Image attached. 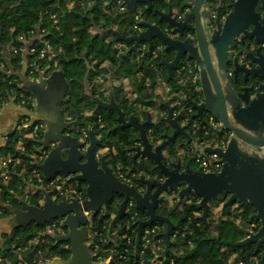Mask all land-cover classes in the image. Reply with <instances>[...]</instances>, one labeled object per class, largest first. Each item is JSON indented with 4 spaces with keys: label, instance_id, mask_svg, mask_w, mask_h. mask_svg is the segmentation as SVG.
Wrapping results in <instances>:
<instances>
[{
    "label": "water",
    "instance_id": "obj_1",
    "mask_svg": "<svg viewBox=\"0 0 264 264\" xmlns=\"http://www.w3.org/2000/svg\"><path fill=\"white\" fill-rule=\"evenodd\" d=\"M121 1L125 6L124 12L131 20L132 12L140 10L138 6L142 4L146 9L154 10L164 24L160 26L140 19V31L131 35L113 28L105 30L104 33L114 35L113 43L123 41L130 45L129 51L137 52L140 43L151 46L154 40H158L165 50L173 52L171 61L161 60L169 75L183 58L192 60L198 68L202 100L187 98V101L200 119L204 112H208L220 122L221 130L231 133L224 150L204 149L219 153L223 164L221 170L202 172L189 164L182 165L180 159L175 161L164 155L163 150L176 142L178 135H188L185 127L180 126L172 116L170 106L165 105L167 113L162 120L173 130L154 146L145 129L151 123L149 115L142 122L136 116L126 119L113 95L105 102L88 92L96 108L115 111L116 129L133 127L138 131V144L134 147L132 162L135 163L139 157L149 158L161 172L158 179L149 180L144 176L137 179L146 185L144 192L133 184L123 182L104 156L97 157L100 140L91 131L84 149V143L77 136L64 134L65 129L73 127L72 122L64 121L61 110L68 84L59 70L46 75L37 69V78H29L26 72L30 43H25L20 71L14 72L9 65V73L15 75L20 86L32 94L34 110L16 105L12 99L9 103L15 104L20 117L43 122L46 127L39 145L47 153L41 162H37L43 177L48 180L54 174H62L71 181H82L86 185V198L82 203L74 200L55 202L44 188H39L44 198L41 207L24 200H19V209L6 205L12 215L0 220L2 233H11L31 223L44 224L52 219H61V226L66 232L52 234V237L56 241L69 242L70 256L66 260L55 257L50 263L104 264L96 262L91 254L87 243L88 222L115 198H120L107 236L110 237L112 230L121 223L126 205L131 200L137 210L148 215L147 219L137 221L135 247L144 227L161 222L165 230L160 258H165L170 250L172 233L183 229L157 212L162 200L160 195L166 191H177L182 201L195 194L203 208L199 219L206 222L209 204L228 194L230 196L224 201L225 205L239 202L245 209L250 205L253 209L250 218L258 221V226L254 230L242 229L245 237L239 241L215 240L225 247H249L253 255H257L264 248V0H163L166 9L153 8L156 0ZM178 15H182L181 18ZM19 115L9 135L15 133ZM179 145L184 146V143ZM83 211H89V219ZM220 264L226 263L220 260ZM249 264H264V254Z\"/></svg>",
    "mask_w": 264,
    "mask_h": 264
},
{
    "label": "trees",
    "instance_id": "obj_2",
    "mask_svg": "<svg viewBox=\"0 0 264 264\" xmlns=\"http://www.w3.org/2000/svg\"><path fill=\"white\" fill-rule=\"evenodd\" d=\"M120 8L119 0H0V102L11 98L16 105H19L21 100H26L27 107H31L32 94L20 86V81L15 75L9 73V65L14 72L20 71L25 43L31 42L32 45H37V49H40L43 42L48 41L56 49L55 57L47 61L44 58H36V53L28 52L27 76L37 77V69L45 66H49L52 71L59 70L68 84L61 104L64 119L73 121L72 125L80 133L83 130L91 131L100 140L98 145L100 154L104 156L116 175L123 174L136 182L132 174L140 172L142 165L132 168L131 157L134 147L138 144V131L133 127L116 129L118 121L115 111L96 108L88 92L105 101L108 99L105 84L109 78L114 79L115 74L128 78L132 83L131 91H128L131 98L129 99L127 94L123 95L121 88H115L116 102L126 118L143 115L146 110H149L153 121L145 129L149 140L155 143L163 140L169 130L167 123L160 118L159 113L164 112V107L155 99L157 97L154 93L155 87L162 77L170 84L171 92L176 91L178 85L174 77L175 67L168 75L160 59L139 62L136 52L127 50L129 46L125 43L127 49L121 53L118 52L117 44L120 41L113 43L114 35L110 32L104 33L105 30L113 28L125 35L135 33L133 22L136 14H139L140 19L151 23H157L160 26L164 24L163 20H159L155 11L146 9L145 5L141 4L138 6L140 10L132 12V20ZM153 8L166 9V3L163 0H156ZM160 44L158 40H154L151 49ZM29 48L31 45L28 51ZM160 57L168 60L173 57V52L165 50V54ZM194 99L199 101L198 97ZM142 105L144 110L140 111ZM150 109L151 111L156 110L158 115L156 121ZM179 136L180 140L184 141L183 143L190 139ZM25 142L26 147L21 149L18 140L10 137L0 153L20 154L22 157L33 154L35 142L32 140ZM174 145L175 142L168 146L169 158L177 157L182 162L186 156H179V154L176 156ZM190 165L193 166L191 163ZM31 167L36 168V165L32 164ZM148 167L147 171L151 176L156 174L157 178L161 177V172L155 168L151 160ZM17 173V169L10 173L8 182L2 183L0 179V219L7 218L10 213L6 205L20 206L18 197L23 198L29 204L40 207L38 200L42 198V193L34 188L37 184L35 178L31 177L28 172L23 173L22 176ZM21 178L34 187L25 189L26 183ZM76 183L79 188L85 189L84 182L77 181ZM224 200L221 195L214 201L216 203V201ZM117 206L118 203L114 200L105 212H99L92 217L89 226L92 241L90 251L92 253L94 246L97 245V254L93 259L98 256L105 258L111 255L113 259L109 264H137V248L133 244L128 247L126 260L118 256L122 253L124 246L123 239L120 237L125 228L122 224L124 225L130 219V213H125L122 217L119 233H116L118 229L115 227L110 237L107 236V229ZM202 210L198 197L192 194L182 210L160 211L183 229L172 233L170 250L164 258V264H220L222 258L226 260V254L220 251V245L215 238L232 241H239L243 238L241 229L231 220L222 222L217 226L216 235H211L208 227L197 215ZM137 212L142 219L148 216L145 211L137 210ZM242 219V221H247V224L254 220L247 212L243 213ZM52 222L54 219L44 224L31 223L12 230L10 234H2L0 236V264H18L22 259L32 262L40 256L50 259L55 257L68 259L70 256L69 242L56 241L48 233L41 234L48 228L56 234L65 232V228L59 223L51 227ZM155 223L163 225L161 222ZM135 226L136 223L133 224V227ZM225 227H228L229 232L224 233ZM192 243L195 247L191 248ZM228 248L230 253L241 251V259L247 264L254 256L249 247ZM171 260L173 263H170Z\"/></svg>",
    "mask_w": 264,
    "mask_h": 264
},
{
    "label": "built area",
    "instance_id": "obj_3",
    "mask_svg": "<svg viewBox=\"0 0 264 264\" xmlns=\"http://www.w3.org/2000/svg\"><path fill=\"white\" fill-rule=\"evenodd\" d=\"M119 3L121 4V11H125V6L122 4L121 0H119ZM181 16L182 15H178V18H181ZM139 21L140 16L139 14H136L133 22V28L135 29L136 33L140 31V26L138 25ZM30 45L31 48H29L28 52L30 54L36 53V58L38 59L44 58L47 61H50L56 55V49L48 41H44L40 49H37V45H32L31 42ZM117 49L118 52L121 53L127 48L125 47L124 43L119 42L117 44ZM136 54L138 56L139 62H142L143 60H146L147 62L153 61L155 59L161 60L162 57H160V55L165 54V49L162 44L151 49V46H149L147 43H140L137 47ZM174 67V77L178 85V89L176 91H172L170 94V98H173V102L171 103L173 115L180 119L181 125L187 128L186 130L189 129L190 134V139L184 143L181 154L188 156L194 162V164H196V166L201 169L202 172H219L223 165L219 153L214 151H206L204 149L206 147H212L215 149L224 150L228 144L229 134L226 131L221 130L220 122L211 114H208L206 118H204L203 115V118L200 119L196 115V110L194 107L187 101V98L195 100V97H198L199 99L202 97L199 71L194 62H191V60L187 58H183ZM39 70L45 72L46 75H49L52 72L49 66H45ZM29 78L34 77L30 76ZM171 90L172 89L170 88V91ZM191 95H193V97ZM127 97L129 99L131 98L129 95ZM10 99L11 98H9L7 101ZM7 101L0 102V107H2ZM27 104L28 102L26 100H21V104H19V106L26 108L29 111H33L35 105L34 97L30 103V108L27 107ZM151 112L154 114L153 118L156 121L158 118L156 110H152ZM197 117L200 120H198ZM43 127V123L40 121L33 122L28 117L20 118L16 139L18 140L21 149L26 147V140L34 141L35 144L33 147L35 152L26 157H22L19 154L3 159L2 164L4 166V171L0 173L2 182L4 183L5 181H8L10 178V173L19 167L21 172H28L30 173L31 177L35 178L37 184L35 187H32L37 190L39 188H44L49 193L50 197L56 202H71L74 200L82 203L86 198L85 189L83 190L79 188L76 182L69 180L68 176H64L62 174H54L50 179L46 180L43 177L41 170L37 167V162H41L47 153L46 150H41L39 145V140L43 138L40 137L43 136ZM80 135V141L84 143V149L88 145L89 132L83 130ZM156 143H158V141L155 142V144ZM100 153V151L97 152V157H99ZM32 164H35L36 168L31 167ZM118 177L125 183L131 184L132 182L130 178L123 174H119ZM38 202H40V200H38ZM126 213H130L131 215L130 219L127 220L124 225L122 224V227L125 228L120 237L123 239L124 246L122 253L118 255L119 258H122L123 260H126V253L129 252V245H135L137 221L142 219L139 217L134 202L131 200L128 201L126 205ZM83 214L87 217V219H89V211H83ZM57 223H59L61 226V219H54L51 227H55ZM134 223H136L135 227H133ZM89 226L90 222H88V229ZM247 226L248 229L254 230V224L248 223ZM116 227L118 229L116 233L118 234L119 229H121V223ZM164 230V225H158L157 223H153L142 229L139 242L136 247L137 264H164L165 259L160 258V254L164 249V237L162 235ZM45 233H48L49 235L56 234L51 228L41 232L42 235ZM90 237V233L88 232L87 241L89 247L92 244ZM97 249L98 246L95 245L94 251L91 253L93 258H95L97 254ZM112 259V256L109 255L105 258L98 256L94 260L99 263L109 264ZM50 260V258L40 256L38 259H34L32 262L22 259L18 264H45ZM170 263H173V260H171ZM239 264L247 263L241 260Z\"/></svg>",
    "mask_w": 264,
    "mask_h": 264
},
{
    "label": "crops",
    "instance_id": "obj_4",
    "mask_svg": "<svg viewBox=\"0 0 264 264\" xmlns=\"http://www.w3.org/2000/svg\"><path fill=\"white\" fill-rule=\"evenodd\" d=\"M118 41H120V40H118ZM118 41H116V42H118ZM115 42V43H116ZM120 42H123V41H120ZM119 43V42H118ZM123 43H125V42H123ZM126 44V43H125ZM128 45V44H127ZM129 47H127L128 48V50H129V48H130V45H128ZM173 58V57H172ZM172 58H170V59H168V60H166V61H171L172 60ZM163 59V58H162ZM161 59V60H162ZM160 60V61H161ZM165 60V59H164ZM163 65V64H162ZM164 66V65H163ZM164 68H165V66H164ZM174 68V67H173ZM163 69V68H162ZM165 70H166V68H165ZM172 71H173V69H172ZM171 71V72H172ZM161 73H162V70L160 71ZM166 73H167V70H166ZM168 74V73H167ZM171 74V73H170ZM162 75V74H161ZM169 75V74H168ZM115 78L113 79V78H109V80L107 81V83L105 84V89H106V91H107V93H108V99L107 100H105V102H108L109 101V99H110V96L111 95H113V97H114V100H115V102H116V95H115V91L116 90H114L115 88H121V91H122V93H123V95L125 94H127V95H129L128 94V91H131V82L129 81V79L128 78H126V77H123L121 74H115V76H114ZM170 88H171V86H170V84H168L167 83V81H165L164 80V78L162 77V79L160 78L159 80H158V84L156 85V87H155V91H154V93L156 94V100L158 101V104H160V105H162L163 107H164V112H162L161 111V113H159L160 114V118H161V120H162V117H164V116H166V113H167V109H166V106H170L171 108H172V106H171V103L173 102V98L171 99L170 98V94H171V91H170ZM172 89V88H171ZM135 95V94H134ZM133 96V95H132ZM201 100H202V97L200 98ZM200 100V101H201ZM117 103V102H116ZM118 104V103H117ZM5 105V107H3ZM2 107H0V152H2V149L5 147V145L7 144V141L9 140V138L10 137H14V138H16V135H17V131H18V125H19V123H20V115L18 114V110L14 107V105L15 104H12V103H9V101H7L5 104H4ZM119 105V104H118ZM166 105V106H165ZM119 107H120V105H119ZM96 109V108H95ZM140 111H142V110H144V107H143V105L140 107ZM17 115H19V122H18V125H17V127H16V130H15V133L14 134H11V135H9V131L11 130V128L13 127V125H14V122H15V119H16V116ZM63 115V114H62ZM147 115H149L150 116V119H151V122L153 121L152 120V117H151V115H150V112L148 111V110H146L145 112H144V114L142 115H140V116H136V117H138V119L142 122V121H145L146 120V118H147ZM164 115V116H163ZM172 116L174 117V118H176L177 120H178V122H179V124H180V126H183V125H181V122H180V119L178 118V117H176V116H174L173 115V109H172ZM126 118V117H125ZM63 119H64V117H63ZM126 119H128V118H126ZM64 121H66L65 119H64ZM67 122H72L73 123V121H67ZM43 123V122H42ZM166 123V122H165ZM167 127H168V133L167 134H171V132H172V130H173V128L167 123ZM43 135H44V132H45V129H46V127H45V125H44V123H43ZM74 129V130H73ZM186 129V128H185ZM76 131H79L77 128H75L74 126L71 128V129H65L63 132H64V134H68V133H71V134H73V135H75V136H77L78 137V133H76ZM187 131V130H186ZM8 134V135H7ZM181 135V134H180ZM182 136H184V135H182ZM185 137V136H184ZM180 138V136L178 135V137H177V139H179ZM78 139H79V137H78ZM178 141V140H177ZM159 142H161V141H158V143ZM184 141L183 140H180L179 141V143H176L175 142V151L177 152V153H175L176 154V156H177V154H179V156H186V155H182L181 153H182V148L184 147V146H180L179 144L180 143H183ZM158 143H153L154 144V146L155 145H157ZM19 146V145H18ZM53 145H51V147H52ZM50 147V148H51ZM98 151H99V149H98ZM163 153H164V155L165 156H167L168 155V157H169V151H168V147H166L164 150H163ZM9 156H16V154L15 155H11V154H8V155H6V154H3V153H0V173H2L3 171H4V166H3V164H2V160L3 159H6V158H8ZM100 156H103V155H99V157ZM178 159H180V158H175L174 160L176 161V160H178ZM43 160V159H42ZM149 161H150V159L149 158H142V157H139L137 160H136V162L135 163H133L132 164V168L133 167H135V166H138V165H142V170L140 171V172H138V173H134V174H132V176H133V178H135L136 180L139 178V177H141V176H144L146 179H149V180H151V179H158L157 178V175L155 174L154 176H151L150 174H149V172L147 171V169H149V167H148V163H149ZM181 161V160H180ZM190 163L193 165V166H195V168L194 167H192L191 165H190ZM185 164H189L190 165V167H192V168H194V169H197L198 167L194 164V162L188 157V156H186L185 158H184V160L182 161V165H185ZM197 167V168H196ZM131 168V169H132ZM17 175H19V176H22L23 175V172H21L20 170H19V167L17 168ZM1 179V178H0ZM10 179V178H9ZM22 179V178H21ZM22 181L24 182V183H26V181L24 180V179H22ZM1 182H2V180H1ZM5 182H8V181H5ZM4 182V183H5ZM3 183V182H2ZM85 184V183H84ZM131 184H133V185H135L137 188H138V190H140V191H142V192H144L145 191V186L146 185H144V184H142V183H140V182H138V181H136V182H131ZM27 187H32L30 184H27L26 183V187H25V189L27 188ZM86 187V185H84V188ZM161 197H162V200L159 202V204H158V208H157V212L158 213H160V211H165V212H172V211H180V210H182L183 208H184V205L186 204V203H188V198H183V200L182 201H180L179 200V198H178V196H177V191H166V192H163L161 195H160ZM18 200H24L23 198H20V197H18ZM40 200V207L43 205V202H44V198L42 197V198H40L39 199ZM54 200V199H53ZM117 203H118V205H119V203H120V198H115L114 199ZM25 201V200H24ZM55 201V200H54ZM198 201H199V198H198ZM56 202V201H55ZM113 202V201H112ZM110 204V203H109ZM109 206V205H108ZM107 206V207H108ZM12 208H21V204H20V206H15V207H12ZM117 208H118V206H117ZM230 205H229V207L228 206H226L225 205V202H217L216 201V203H215V201L214 202H211L210 204H209V210H208V215H207V219H206V222H204V224H205V226H207L208 227V229H209V233L211 234V235H216V229H217V226L218 225H220L222 222H226V221H228V220H232V218H231V213H230V211L232 210V208H231V210H230ZM106 209L107 208H105L102 212H105L106 211ZM234 210V209H233ZM117 211V210H116ZM202 212H203V210L200 212V213H197V215L198 216H200L201 214H202ZM116 214V212L114 213V214H112V218L114 217V215ZM161 214V213H160ZM12 215V213L10 212L9 213V215L8 216H11ZM162 215H164V214H162ZM7 216V217H8ZM166 216V215H165ZM148 217V216H147ZM147 217L146 218H143V219H147ZM168 217V216H167ZM111 218V219H112ZM169 218V217H168ZM1 220V219H0ZM235 220V221H234ZM234 220H233V222H235L234 224L238 227V228H242V229H245V228H247L248 229V226H247V224H245L244 222H242L241 221V218H234ZM173 223H176V222H173ZM176 224H178V223H176ZM164 225V224H163ZM0 226H1V224H0ZM118 226V225H117ZM182 228V227H181ZM204 228V227H203ZM1 227H0V236L2 235V234H4V233H2V231H1ZM164 229H165V225H164ZM242 231V233H243V238L245 237V234H244V232H243V230H241ZM65 232H66V229H65ZM174 232H176V231H174ZM5 234H10V233H5ZM243 238H241V239H243ZM240 239V240H241ZM172 240V239H171ZM190 247L192 248V247H195V244H193L192 243V245H190ZM224 248H226V249H224ZM229 249H228V247H225V246H220V251L222 252V253H224V255L226 254V260H224L223 258L221 259L224 263H226V264H231V263H234V264H239L240 262H241V256H240V252H232V253H230L229 251H228ZM252 259H251V261H254V260H256L257 259V256H253V257H251ZM255 258V259H254ZM61 259V258H60ZM52 260V259H51ZM50 260V261H51ZM239 260V261H238ZM50 261H48V262H46L45 264H53V263H50ZM238 261V262H237ZM54 264H60V263H54Z\"/></svg>",
    "mask_w": 264,
    "mask_h": 264
},
{
    "label": "flooded vegetation",
    "instance_id": "obj_5",
    "mask_svg": "<svg viewBox=\"0 0 264 264\" xmlns=\"http://www.w3.org/2000/svg\"><path fill=\"white\" fill-rule=\"evenodd\" d=\"M224 131H226L228 134H229V137H228V140H229V138H230V135H231V133L228 131V130H224ZM78 137H79V139L81 138V135H80V133H79V135H78ZM229 196L230 195H228V194H224V196H223V199H225V200H227L228 198H229ZM224 200V201H225ZM223 201V202H224ZM229 207V206H228ZM230 207L232 208V210H231V208H230V213H232V215H233V217L235 218H241V221L243 220L242 219V215H243V213H245V212H247V213H249V216H251V214L253 213V209H252V207L250 206V205H248L247 206V209H245L243 206H241L240 205V203L239 202H234V203H232L231 205H230ZM234 209V210H233ZM242 222H244L245 224H247V221H242ZM249 224H254V226H258V221H256V220H253V221H250V223ZM254 229H255V227H254ZM87 243H88V241H87ZM264 254V248H262L261 250H259V252H258V254L257 255H254V256H257V258L258 257H260L261 255H263Z\"/></svg>",
    "mask_w": 264,
    "mask_h": 264
},
{
    "label": "rangeland",
    "instance_id": "obj_6",
    "mask_svg": "<svg viewBox=\"0 0 264 264\" xmlns=\"http://www.w3.org/2000/svg\"><path fill=\"white\" fill-rule=\"evenodd\" d=\"M199 101L201 100V99H198ZM149 111V110H148ZM204 118H206L207 117V115H208V112H204ZM187 136L185 135V139H188V138H190V134H189V129L187 130ZM178 140V141H177ZM176 140V143H179V141H180V138L179 139H177ZM188 140H186V142H187ZM192 167H194L195 168V166H192ZM231 215V218H232V220L231 221H233L234 220V217H233V215H232V213L230 214ZM235 221V220H234ZM235 223V222H234ZM241 230H242V228H241ZM226 232H229V229H228V227H225V230H224V233H226ZM217 238V237H216ZM218 239V238H217ZM226 241H229V240H226ZM217 242V241H216ZM219 244V243H218ZM220 245V244H219ZM220 246H223V245H220ZM224 249H226V248H224ZM229 249V248H228Z\"/></svg>",
    "mask_w": 264,
    "mask_h": 264
}]
</instances>
